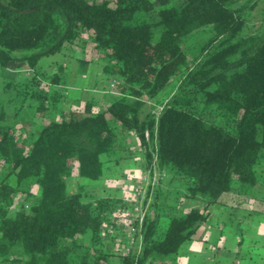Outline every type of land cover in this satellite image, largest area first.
I'll return each instance as SVG.
<instances>
[{
	"label": "trees",
	"instance_id": "obj_1",
	"mask_svg": "<svg viewBox=\"0 0 264 264\" xmlns=\"http://www.w3.org/2000/svg\"><path fill=\"white\" fill-rule=\"evenodd\" d=\"M234 3L0 0V68L31 71L14 85L20 102L13 105L42 124L15 133L0 108V264H106L110 256L150 264L173 258L209 206L236 226L264 214V31L233 39L242 25ZM204 27L207 39L183 43ZM75 48L90 56L76 60L77 72L100 63L113 93L54 109L56 119H47L63 96L64 66L53 73L35 66ZM179 79L158 116L140 120L143 102ZM129 130L144 165L155 160L167 178L143 216L139 252L114 256L99 236L102 225L120 219L108 192L86 200V193L65 192V181L74 165L80 178L99 180ZM104 154L109 160L101 161Z\"/></svg>",
	"mask_w": 264,
	"mask_h": 264
},
{
	"label": "crops",
	"instance_id": "obj_2",
	"mask_svg": "<svg viewBox=\"0 0 264 264\" xmlns=\"http://www.w3.org/2000/svg\"><path fill=\"white\" fill-rule=\"evenodd\" d=\"M57 54H59V58L52 60L45 57L40 61L38 67L35 66L40 73H53L58 65L64 66L63 96L53 107L47 110V119H56L57 114L54 113V109L72 110L77 104H82L87 100H101L105 94L102 91H94V94H92L93 90H90L92 93L87 90L91 79L90 65L87 66L84 74H79L76 70L78 69L77 65L74 67V61L70 62L69 55L64 49ZM30 72L25 68L14 73L0 68V89L2 90V87L8 84H23L25 79L30 76ZM76 76H85L84 84L79 89H74L73 81ZM12 99L15 103V96ZM0 108L3 112H7L6 124L16 127L15 133L21 132L23 135H27L31 131L35 132L42 125L31 119L30 113L25 109H19L17 105L9 107L5 106L4 103H0ZM26 113L28 118L25 116ZM23 117L28 120L23 122ZM16 119L21 120L17 123ZM128 152L130 151L128 150ZM134 155L131 153L130 157L127 156L128 158L114 159L112 163L106 164V167L115 168L127 159L131 161V168L126 172H121L117 179L123 185L127 184L130 175L137 171ZM111 174L113 175V172ZM99 180H103L102 177ZM103 191L113 196L120 192L117 187L107 190L103 187ZM183 205L184 207H198L194 202H187ZM205 212L207 213L206 220L196 229L192 239L181 245L173 258H157L150 264H264V214L242 217L236 226L235 220L231 219L220 208L209 206L205 209ZM106 264H119V262L116 258L110 256Z\"/></svg>",
	"mask_w": 264,
	"mask_h": 264
},
{
	"label": "rangeland",
	"instance_id": "obj_3",
	"mask_svg": "<svg viewBox=\"0 0 264 264\" xmlns=\"http://www.w3.org/2000/svg\"><path fill=\"white\" fill-rule=\"evenodd\" d=\"M233 7H241L242 8V14H241V19H242V25L236 34V37L233 39H236L238 36H246L254 33H259L264 31V0H235V3ZM210 35V32L208 30V27H204L201 29H198L196 31H193L189 35L183 38V43L185 45H191L194 43L201 42L202 40H205L208 38ZM87 49L83 50L82 52L80 51L79 48H75L69 52H66L67 55H69L70 62L74 61V67L77 65V61L81 58L89 59L90 56L86 51ZM55 56H49L47 57L48 59H57L59 58V54H54ZM52 57V58H51ZM45 58V57H43ZM39 59L36 64L38 67L40 65V61L43 59ZM89 67V72L91 73L90 76V83L89 86H87V90L90 92V90L94 91H102L106 92L108 89V82L106 79H104L100 75V63L98 62H91ZM78 68V67H77ZM77 70V69H76ZM84 77L81 76H76L73 84H74V89H79L80 86L84 84ZM3 89H0V103H4L5 106H12L13 105V96L15 95V90H18L19 87H14L12 84H8L7 86L2 87ZM180 88V79L174 81L172 84H170L168 87L164 88L156 97L152 99H148L143 102V105L141 106L139 112H138V118L140 120L144 119L147 115H151L152 117H155V114L159 112V107L162 108L163 104L166 102V100L172 96L174 93L178 91ZM69 91V90H68ZM105 95V94H104ZM19 98V97H18ZM20 102L19 99L16 100V103L18 104ZM76 107V106H75ZM81 107V106H80ZM27 113L25 114V116ZM27 117V116H26ZM28 118V117H27ZM21 119H16L17 123ZM28 119H22L23 122H26ZM15 121V122H16ZM22 122V124H23ZM24 126V124H23ZM122 145V144H121ZM125 149H120V151H116L111 157L116 160H121L124 159V157H130L131 152H128V147L126 145H122ZM129 153V155H128ZM127 157V158H128ZM101 161L109 160V155H102L100 157ZM108 163V161H106ZM112 163V161H110ZM131 161L130 160H125L124 162L119 163L115 168L109 169V171H105L102 175L103 180H97V181H89L86 179H82L77 175L76 172V167L74 165V168L70 172L69 178L66 179V187H65V192H73V191H80L82 193H86V200H91L97 196L103 195V187L105 190L107 189H114L118 188L120 192H117L116 195L109 194L111 201L114 204L115 208H118L121 205H126L128 204L131 206L133 202H135V191H133L130 183H127L123 185L122 183H119L117 181L119 175L121 172H126L129 168H131ZM106 167V165H105ZM110 168V167H109ZM113 170V171H112ZM113 172V176L111 174ZM137 171L133 172L132 175H130L131 178L134 177V180L137 178L135 175ZM160 172V171H158ZM134 174V176H133ZM2 175V172L0 171V176ZM129 177V178H130ZM167 178L166 174H164V178L161 180V184L163 187H165V179ZM137 180V179H136ZM117 181V182H116ZM138 183V182H136ZM135 183L136 187L137 184ZM134 186V184H132ZM135 187V186H134ZM135 187V188H136ZM170 187V186H169ZM144 188V185H142V189ZM139 189V188H138ZM151 194V198L153 197V192ZM127 206V205H126ZM117 212H119L117 210ZM118 217H121L120 215ZM123 222V221H122Z\"/></svg>",
	"mask_w": 264,
	"mask_h": 264
},
{
	"label": "built area",
	"instance_id": "obj_4",
	"mask_svg": "<svg viewBox=\"0 0 264 264\" xmlns=\"http://www.w3.org/2000/svg\"><path fill=\"white\" fill-rule=\"evenodd\" d=\"M115 82L113 80L108 82L107 93H113V87ZM161 111L159 107V112L155 114V117ZM124 141L129 151L134 155L136 162V176L137 180L129 178L128 183H130L133 191H135V202L129 206L121 205L115 210H118V214L121 216L118 223L111 227L110 225H102L99 228V236L104 239L105 250L114 256H125L133 250L138 253L141 245V236L139 234V229L141 227L143 216L146 213L148 205L150 204L152 198V190L157 187L161 188V180L164 178V174L158 172L153 160L149 166L144 165V161L140 156L139 147L136 139V134L134 131L129 130L125 133ZM136 152V153H135ZM138 182V183H136ZM137 184V187L135 185ZM132 184H134V187ZM142 185L144 188L142 189ZM139 188V189H138ZM21 196H19L20 198ZM123 221V222H122Z\"/></svg>",
	"mask_w": 264,
	"mask_h": 264
}]
</instances>
